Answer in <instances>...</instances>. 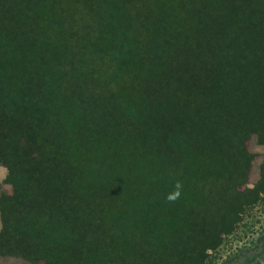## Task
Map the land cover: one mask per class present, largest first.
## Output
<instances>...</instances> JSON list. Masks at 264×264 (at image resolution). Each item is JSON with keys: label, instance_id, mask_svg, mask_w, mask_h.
I'll list each match as a JSON object with an SVG mask.
<instances>
[{"label": "trees", "instance_id": "1", "mask_svg": "<svg viewBox=\"0 0 264 264\" xmlns=\"http://www.w3.org/2000/svg\"><path fill=\"white\" fill-rule=\"evenodd\" d=\"M238 132L264 144V0H0L11 255L200 264L264 193Z\"/></svg>", "mask_w": 264, "mask_h": 264}, {"label": "rangeland", "instance_id": "2", "mask_svg": "<svg viewBox=\"0 0 264 264\" xmlns=\"http://www.w3.org/2000/svg\"><path fill=\"white\" fill-rule=\"evenodd\" d=\"M236 144L248 162L247 167L243 160L234 159V163L238 162L235 165L245 170L239 174L240 179H245L238 187V190L242 191L253 188L260 180L261 174L264 176V144H258L257 134L254 132H238ZM1 190L5 194H11L12 186L9 183L1 184ZM247 197V194H238L234 198L238 203L232 205L227 202L230 204L227 206L224 202L223 206L214 207L215 212L224 214L223 223L229 221L232 229L222 234L218 245L207 248L200 264H264V193L259 194L254 202H250ZM219 213L215 215L218 216ZM0 264H44V259L38 254L28 258L11 255L8 253V244L1 239Z\"/></svg>", "mask_w": 264, "mask_h": 264}, {"label": "clouds", "instance_id": "3", "mask_svg": "<svg viewBox=\"0 0 264 264\" xmlns=\"http://www.w3.org/2000/svg\"><path fill=\"white\" fill-rule=\"evenodd\" d=\"M179 189H180V185L178 183L176 185V191L174 193L169 194L167 199H169L170 201H174L175 199H177L180 195Z\"/></svg>", "mask_w": 264, "mask_h": 264}, {"label": "crops", "instance_id": "4", "mask_svg": "<svg viewBox=\"0 0 264 264\" xmlns=\"http://www.w3.org/2000/svg\"><path fill=\"white\" fill-rule=\"evenodd\" d=\"M6 173H7L6 168L0 165V183H2V185L4 184L3 179L5 178ZM0 228H1V222H0Z\"/></svg>", "mask_w": 264, "mask_h": 264}]
</instances>
